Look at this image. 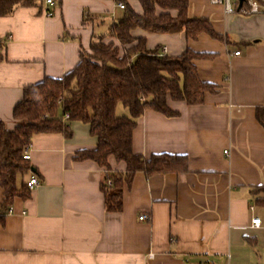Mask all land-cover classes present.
Here are the masks:
<instances>
[{
	"label": "crops",
	"instance_id": "0c3cea01",
	"mask_svg": "<svg viewBox=\"0 0 264 264\" xmlns=\"http://www.w3.org/2000/svg\"><path fill=\"white\" fill-rule=\"evenodd\" d=\"M54 2L52 16L43 2L0 17V120L8 129L26 86L74 69L105 20L123 15L115 0ZM130 3L141 12L138 0ZM189 14L208 18L223 39L133 32L149 49L166 46L174 56L187 49L214 54L194 63L217 92L197 105L169 99L178 115L146 110L133 132L135 153L186 156L188 170L137 172L122 210L109 212L105 169L75 158L96 148L89 124L74 122L70 138L37 134L30 163L40 184L28 199L17 197L0 223V264H264V206L254 194L264 186V13H227L223 4L190 0ZM117 113L129 110L119 105ZM109 164L126 171L114 156ZM3 200L0 187V213ZM143 213L149 218L139 220Z\"/></svg>",
	"mask_w": 264,
	"mask_h": 264
},
{
	"label": "trees",
	"instance_id": "16d2710c",
	"mask_svg": "<svg viewBox=\"0 0 264 264\" xmlns=\"http://www.w3.org/2000/svg\"><path fill=\"white\" fill-rule=\"evenodd\" d=\"M122 1L126 3L122 17L110 26L108 35L94 36L74 69L62 77H46L24 88L23 98L13 111L14 129H8L0 120V187L4 193L0 223H4L17 197H30L26 181L21 185L18 181L36 172L30 160L24 158L33 137L62 133L70 138L74 122L89 124L91 134L97 137L95 149L81 150L75 158L93 160L105 169L101 190L109 212L122 210L124 188L131 186L137 172L149 177L188 170L186 156L162 153L147 158L135 153L133 132L146 110L168 117L178 115L169 107V99L197 105L205 101L207 93L217 92L218 86L202 80L194 63L214 54L191 49L177 56L162 53L160 46L149 49L147 38L136 37L133 32H184L188 39H197L202 33L216 39L223 36L208 18L189 14L190 0H138L141 12L133 8L130 0ZM43 2L0 0V17L12 15L18 7L42 6ZM248 7L245 2L237 11L247 12ZM119 105L127 108L129 115H118ZM65 114H69L66 120ZM258 117L264 125V118L260 114ZM111 156L126 163L125 172L112 170ZM254 194L255 203L264 206V186L256 188Z\"/></svg>",
	"mask_w": 264,
	"mask_h": 264
},
{
	"label": "built area",
	"instance_id": "2783aa9c",
	"mask_svg": "<svg viewBox=\"0 0 264 264\" xmlns=\"http://www.w3.org/2000/svg\"><path fill=\"white\" fill-rule=\"evenodd\" d=\"M115 1L119 8L125 9L126 7L125 1H122V0H115ZM210 1L214 4H223L225 7V11L227 13L236 12L237 7L239 5V0H210ZM245 2H247L249 6L247 10L248 13H254V14L264 13V0L262 2L260 0H245ZM44 4L46 5L45 14L47 16H52L54 14V11L52 9V6L55 4L54 0H45ZM166 51H167V47L165 46L162 49V53H166ZM235 54H240V51H236ZM68 118H69V114H65L63 116L64 120ZM30 149H31V145H29L24 152V158L27 160L31 159ZM26 184L29 190H33L35 187H37L40 184V180L35 173H30V177L26 180ZM251 210H254V206L251 207ZM12 211H13V207L11 206L9 208L8 213ZM148 218L149 216L147 213H143L139 215V220H146ZM252 223L254 226H257V227L261 226L262 224L261 218L254 217L252 219ZM150 256H153V254H150Z\"/></svg>",
	"mask_w": 264,
	"mask_h": 264
},
{
	"label": "rangeland",
	"instance_id": "374dc122",
	"mask_svg": "<svg viewBox=\"0 0 264 264\" xmlns=\"http://www.w3.org/2000/svg\"><path fill=\"white\" fill-rule=\"evenodd\" d=\"M135 4H136V3H135ZM112 24H113V20H111V19H107V20H105V22L103 23V27L99 30L98 33H100V35H101V33H102V34L107 33V32L109 31L110 26H111ZM22 181H23V179L20 178L19 181H18V183L21 185Z\"/></svg>",
	"mask_w": 264,
	"mask_h": 264
},
{
	"label": "water",
	"instance_id": "95a60500",
	"mask_svg": "<svg viewBox=\"0 0 264 264\" xmlns=\"http://www.w3.org/2000/svg\"><path fill=\"white\" fill-rule=\"evenodd\" d=\"M244 2H245V0H239L238 9H240L242 7Z\"/></svg>",
	"mask_w": 264,
	"mask_h": 264
}]
</instances>
